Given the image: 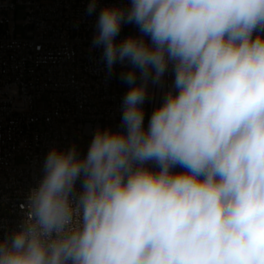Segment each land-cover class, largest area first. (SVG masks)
Here are the masks:
<instances>
[{
    "label": "clouds",
    "instance_id": "clouds-1",
    "mask_svg": "<svg viewBox=\"0 0 264 264\" xmlns=\"http://www.w3.org/2000/svg\"><path fill=\"white\" fill-rule=\"evenodd\" d=\"M122 23L142 36L116 43ZM96 27L109 73L132 66L126 132L98 128L83 158L49 151L0 264H264V0H130ZM169 64L172 89L145 130L148 82Z\"/></svg>",
    "mask_w": 264,
    "mask_h": 264
},
{
    "label": "built area",
    "instance_id": "built-area-1",
    "mask_svg": "<svg viewBox=\"0 0 264 264\" xmlns=\"http://www.w3.org/2000/svg\"><path fill=\"white\" fill-rule=\"evenodd\" d=\"M0 0V241L10 237L27 218L28 195L44 176L43 165L53 148L67 151L75 146L80 158L79 136L92 138L96 130L126 132L122 126L123 98L129 85L121 73L131 64L117 62L109 73L95 47L97 20L105 7L128 9L130 0ZM22 9V36L17 38L14 14ZM255 35V34H254ZM141 37L135 23H122L115 37ZM151 44L148 36H143ZM173 66L169 64L154 102L155 84L142 105L144 128L155 109L172 89ZM152 171L159 167L152 161ZM173 173L185 169L176 165ZM76 181L73 201L83 191Z\"/></svg>",
    "mask_w": 264,
    "mask_h": 264
},
{
    "label": "rangeland",
    "instance_id": "rangeland-1",
    "mask_svg": "<svg viewBox=\"0 0 264 264\" xmlns=\"http://www.w3.org/2000/svg\"><path fill=\"white\" fill-rule=\"evenodd\" d=\"M24 12L22 9H18L15 14H14V21H16L18 23V25L16 26L15 28V35L17 38L21 37L22 36V31H23V28L21 27V23L22 21L24 20ZM132 69V66L130 67L129 70ZM127 70V71H129ZM136 74H137V77H138V80L137 82L139 83V76H140V73H139V70L136 69ZM151 80H149L148 82V85H147V92L149 93L150 91V85H151ZM131 86L129 85V88ZM157 97V88H156V85L154 87V92H153V98H154V101H155V98ZM91 141H92V138H86V137H82V136H79L78 139H77V144H78V147L80 150L82 151H88V148L91 144ZM159 171V169L157 170Z\"/></svg>",
    "mask_w": 264,
    "mask_h": 264
},
{
    "label": "bare ground",
    "instance_id": "bare-ground-1",
    "mask_svg": "<svg viewBox=\"0 0 264 264\" xmlns=\"http://www.w3.org/2000/svg\"><path fill=\"white\" fill-rule=\"evenodd\" d=\"M155 85H156V88H157V97L155 98V101H154V102H157L158 97H159V93H160L161 83H159V84H155ZM151 165H152V161H149V162L145 165V167L148 168L150 171H152Z\"/></svg>",
    "mask_w": 264,
    "mask_h": 264
}]
</instances>
